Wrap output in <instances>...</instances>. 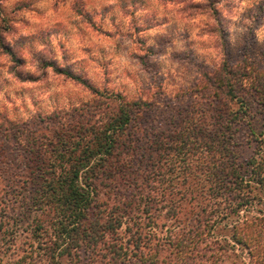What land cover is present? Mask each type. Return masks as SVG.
Returning a JSON list of instances; mask_svg holds the SVG:
<instances>
[{"label":"trees","instance_id":"obj_1","mask_svg":"<svg viewBox=\"0 0 264 264\" xmlns=\"http://www.w3.org/2000/svg\"><path fill=\"white\" fill-rule=\"evenodd\" d=\"M243 80L250 81L252 92L247 100L238 94ZM202 82L200 90H206L202 101L205 106L197 112H185V116L180 113L169 132L171 141L147 149L152 163L155 156L163 159L162 165L160 160L155 162L156 168L148 177L160 176L162 182L167 167L176 174L188 172L191 163L198 159L195 170L202 171L205 193L218 210L212 227L235 219L228 237H214L201 251L196 246L191 256L177 258L173 264H264V209L257 208L264 207V148L248 160L244 173L233 149L235 129L246 115L248 104L256 100L264 105V69L249 71L243 64L225 63L220 71L202 74ZM235 102L240 103V112L229 109ZM101 103L96 105L98 112L82 108L47 116L40 121L49 125L48 134L41 128L34 131L35 149H30L31 143L26 141V147L35 150L40 163L35 168L38 183L34 196L40 215L28 224L27 238L38 244L39 251L47 248L52 264H130L129 248L133 243L142 253L140 263L148 262L142 261L144 244L133 241L137 232L129 233L127 240L120 236L132 217L130 212L114 208V212L104 209L96 214L93 210L98 207L94 203L95 180L113 172L114 167L127 174L126 164L135 161L141 164L135 158L139 157L136 147L126 152L128 163L117 155L125 146L123 139L129 137L137 115L146 111L148 104L128 103L120 95ZM257 156L261 157L260 162ZM139 211L149 216L147 202ZM125 232H130L127 226ZM0 238L10 243L20 242L17 227L2 217ZM193 239L188 237L186 241L191 244ZM184 240L177 241V249L183 247ZM154 262L161 264L164 260ZM39 264L47 262L41 258Z\"/></svg>","mask_w":264,"mask_h":264},{"label":"clouds","instance_id":"obj_2","mask_svg":"<svg viewBox=\"0 0 264 264\" xmlns=\"http://www.w3.org/2000/svg\"><path fill=\"white\" fill-rule=\"evenodd\" d=\"M0 10L10 29L0 38L13 48L0 47V79L8 85L7 95L0 87V123L52 116L61 98L70 111L106 103L115 92L128 103L161 91L174 96L184 80L177 62L220 71L236 46L233 28L264 47V0H0ZM41 258L52 264L47 248L39 251L27 235L18 243L0 238V264Z\"/></svg>","mask_w":264,"mask_h":264},{"label":"rangeland","instance_id":"obj_3","mask_svg":"<svg viewBox=\"0 0 264 264\" xmlns=\"http://www.w3.org/2000/svg\"><path fill=\"white\" fill-rule=\"evenodd\" d=\"M86 19L92 23L91 16ZM8 25V14L0 15V31L9 33ZM233 32L235 33L233 40L236 46L229 49L228 60L225 63L243 64L249 71L264 69V47L257 45L255 39L251 37H245L242 40L238 28H233ZM22 43L23 41H18V44ZM0 47L8 53L13 52L12 46L6 44L4 38H0ZM13 59L18 66L22 64V61L16 59L15 55H13ZM177 63L180 64V68L177 70H184V80L179 92L174 96L165 95L162 91L155 95L149 93L143 99L138 100L148 104L147 109L140 111L137 115L130 127L129 137L123 139L125 146L118 150L120 153L117 158L128 163V155L125 154L127 151H132L131 147H136L139 157L135 158L140 159L141 164L137 161L126 164L124 171L128 169L131 175H129V171L127 174H123L114 167L113 172L94 181V203L98 205V207H94V212L100 214V211L104 209L105 212H114L119 209L130 212L132 217L123 226L120 236L127 240L131 233L137 232L133 241L144 244L145 247H142L141 252L145 256L142 261L148 260L145 264H157L154 262L155 260L157 262L164 260L161 264H173L177 258H188L196 246L201 251L210 245L209 240L212 238L228 237L229 227L235 219V217L231 218V221L226 225L221 222L215 228L212 227L218 210H215L213 201L205 193L204 188L206 187L203 186L202 171L195 170L194 166L199 162L198 159L191 163L192 169L188 172L180 171L176 174L169 167L165 169L164 166H161L166 170L162 182L159 179L160 176L152 178L149 175L148 177L149 172L155 170L159 160L162 165L163 159L155 156L154 163H152L147 149L157 146V143L165 145L171 141L169 132L173 129L177 117L181 116L180 113L185 116V112H195L199 107L205 106L202 101L203 93L206 90H200L203 86L202 74L215 71L213 69L199 70L191 65L188 59ZM87 70L99 83L98 74L91 69ZM198 71L200 74L197 76ZM242 82V86L238 87V94L245 96V100H247L252 92L250 81L243 80ZM0 87L5 90L7 95L8 85L2 79H0ZM116 95H120L119 92H115L108 101ZM72 102L73 104L77 102L75 94L72 97ZM67 104L68 101L61 98L59 114L82 108L98 112L95 111L96 105L100 106L102 103L82 105L79 108L72 107L70 111L64 110ZM103 106L101 105V107ZM240 107V103L235 102L230 105L229 109L240 112ZM46 117H41L30 125H18L7 121L0 123V218L6 219L9 225L17 227L18 241L24 239L25 235L28 237V224L40 215L34 204L36 183H38V171L35 168L40 163H37L39 157L35 150L33 152L30 149L36 148L32 145L35 130L41 128L45 134L49 132L46 129L49 125L40 121ZM26 141L31 143L30 149L26 147ZM233 143V149L237 154V163L244 173L248 160L257 150L259 153L264 148V105L258 104L256 100L248 104L246 115L236 126ZM114 160L116 161V159ZM146 202L150 208V217H146L142 211H139ZM114 208L117 209L113 210ZM257 208L264 209L262 206H257ZM126 226L130 232H125ZM191 230L194 232L189 234ZM138 237L139 240H137ZM188 237H194L195 243L189 244V241H186ZM181 239H185L182 242L183 247L177 249L176 243ZM133 244H130L129 248L130 264H141L139 256L142 253L135 249ZM206 253L208 254V252ZM237 264H242V262Z\"/></svg>","mask_w":264,"mask_h":264}]
</instances>
